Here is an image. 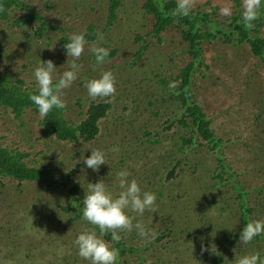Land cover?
<instances>
[{
  "label": "rangeland",
  "instance_id": "obj_1",
  "mask_svg": "<svg viewBox=\"0 0 264 264\" xmlns=\"http://www.w3.org/2000/svg\"><path fill=\"white\" fill-rule=\"evenodd\" d=\"M23 1L45 24L24 21L26 10L20 6L9 9L6 20L0 19V76L21 79L24 86L35 89L32 71L38 59L52 60L62 72L71 57L63 53L60 38L77 31L89 34L91 27L104 39L85 37V50L77 61L82 67L77 80L63 90L66 107L60 113L69 124H77L90 101H103L109 108L98 122L96 137L74 143L45 133L43 119L30 107L15 117L12 108L0 102V145L26 154L21 160L25 165L52 172L50 176L64 190L39 180L18 182L12 175L0 176V264H88L78 256L73 240L83 228L94 226L65 208L76 204L81 210L87 184L97 180L118 192L116 173L121 169L142 190L155 193V211L146 210L137 219L157 236L141 246L135 230L120 233L115 244L119 264H209L208 258L203 259L208 251L223 252L221 261L234 264L246 252L264 254V235L248 245L239 242L243 198L249 208L243 219L264 218V196L255 192L264 190V64L249 44L235 39L202 44L201 59L208 67L196 73L192 92L209 122V133L219 141L211 149L195 129L180 127L171 118L174 101L155 84L157 78L167 87L178 83L177 70L190 57L181 51L174 27L160 33L161 41L145 34L154 21L142 8L145 0H119L110 24L108 0H87L74 7L69 4L73 0ZM192 4V11L211 14L216 9L225 28L230 16L241 18L242 0H192ZM224 7L231 9L230 16L221 14ZM260 15L264 17V10ZM259 30L264 37V19ZM136 34L148 47L133 63V53L143 43L135 42ZM90 46H103L109 53L114 51L113 56L96 64ZM104 70L115 75V93L90 98L83 82ZM148 101L165 113H150ZM181 135L191 139L182 147L184 154L177 150ZM87 148L105 152L106 163L96 171L83 163L90 153ZM221 162L227 169L219 181ZM227 176L230 181L223 183ZM242 186L244 191L239 189ZM104 239L110 241V235Z\"/></svg>",
  "mask_w": 264,
  "mask_h": 264
},
{
  "label": "trees",
  "instance_id": "obj_2",
  "mask_svg": "<svg viewBox=\"0 0 264 264\" xmlns=\"http://www.w3.org/2000/svg\"><path fill=\"white\" fill-rule=\"evenodd\" d=\"M80 3L87 4L88 1L73 0V2H70L69 4L74 7ZM161 5L163 6V10L161 9ZM175 5V0H145L142 5V8L145 9L147 13L151 14L154 19L150 31L145 34H151L156 37L158 41H161L159 37L160 33L167 31L168 26L169 28H171V26L174 27L177 31L176 33L178 37L181 38V51H184L186 55L190 57L184 66L178 68L175 75L178 79V83L175 84V87H167L166 81L162 78H157L155 84L162 91L168 92L170 94V98L174 101V114L171 118L178 125H180V127H187V129L191 132L193 131L192 129H195L193 132H197L201 135V138L206 142L207 147L216 149L219 146V141H214L211 133H209V129L207 127L209 122L199 107L192 92V85L194 83L196 73L198 72L199 74H202L205 70H207L205 68L208 67L201 59L202 44L206 43L212 45L218 40L222 42L225 40L231 42L235 39L236 43L246 41L249 44L251 53H254V55L264 64V37L260 34L259 30L264 17L260 15L256 20L252 21L253 27L248 29L244 27L241 18L237 17V15H232L229 17V21L225 28V25L222 26L223 24L219 21L221 17L216 9H213L211 14L191 10L188 16H172L170 13L175 9ZM16 6H20L26 10L24 13L25 15L22 16L24 21H40L41 25L44 26L45 23L41 21L42 17L40 14L35 12L23 0H0V19L6 20L8 10ZM118 6L119 0H108V24L112 22L114 10ZM50 7V5L46 4V8ZM14 22H16V20ZM139 27L141 28L142 24ZM40 29L42 28L38 25L37 33L40 32ZM89 32V34L88 32L85 33L86 38L91 39L96 36V33L92 31L91 27H89ZM60 40L62 42V48H64L63 46L67 41V37H61ZM141 40H143V43H141L140 47L133 53V63H136V59L139 58L143 51L148 47L143 36L136 34L135 42L137 43ZM62 51L65 53L64 50ZM112 53H114V51L108 54L106 60L113 56ZM0 57H2L1 54ZM91 59L95 62L93 56H91ZM156 75H158V73H156ZM35 89L24 86L21 79H11L8 75L0 76L1 105L11 107L15 117H20V115L23 114V111L29 107L31 110L37 112L36 106L28 98V93L30 91L34 92ZM147 104L152 106L150 113L153 115H157L162 111L159 107L156 108L151 101H148ZM108 108L109 104L104 103L103 101H90L84 112V117L77 124H69L66 119L61 116V110L53 109L48 116L42 120V124H44L43 131L45 133L50 131L55 139L59 141H69L74 143L80 140L90 141L98 134V122L105 116ZM168 127L171 126H167L166 129ZM144 133L147 134L146 132ZM180 140L181 142L178 144L177 150H180L181 154H184L182 152L184 151L182 147L186 142H190L191 139L190 136L181 135ZM25 155L26 154L12 150L7 146L0 145V176L2 174L12 175L18 179V182L21 180H39L47 183L49 187H57L61 192H64L62 188L58 187L59 184L52 179V176H50L52 172L39 170L32 166L25 165L21 161L23 160L22 157H25ZM217 160L220 161L222 158L217 156ZM220 169L221 171H217L216 174L219 181L223 179V174L221 175L220 173L225 172L227 166L221 162ZM216 176L214 177L216 178ZM226 181H230V176H227L223 183ZM223 183L222 185H224ZM239 189L244 191L246 188L242 186ZM76 192L77 183L71 189V193L75 194ZM255 192L257 196H264V190L259 189L255 190ZM240 204V208L242 209L240 219L243 220L242 223H245L246 220L243 218L249 211V208L244 206L246 204V199L243 198ZM68 207L69 208H65V210H71L75 214L74 218H78L80 216L81 210L76 204ZM203 247L208 248V245L203 244ZM206 254L207 255L203 259L208 258L209 264H225V258L221 261V255H224L223 252L208 251ZM203 259L198 256V260L204 261Z\"/></svg>",
  "mask_w": 264,
  "mask_h": 264
},
{
  "label": "clouds",
  "instance_id": "obj_3",
  "mask_svg": "<svg viewBox=\"0 0 264 264\" xmlns=\"http://www.w3.org/2000/svg\"><path fill=\"white\" fill-rule=\"evenodd\" d=\"M192 0H177L172 16H188L192 10ZM241 20L245 28H252V21L256 20L264 10V0H242ZM163 10V6L161 5ZM224 16L231 15V9H220ZM97 40H103V33H96ZM87 41L84 31L73 32L64 44L65 54L71 57L67 67L57 72L52 60L38 59L32 71L36 83L34 92L28 93L29 100L36 106L41 119L53 110L66 107L63 90L69 88L81 70L77 62L85 50ZM45 48V47H44ZM48 48V47H47ZM50 49V48H49ZM96 64L106 62L108 49L103 46H90ZM115 75L111 70H104L96 77L83 82L90 98H106L115 93ZM170 87H175L171 84ZM89 149V148H87ZM90 153L83 157L85 167L96 171L105 164V152L99 148L89 149ZM117 187L115 194L108 189L103 180L87 184V193L82 199L81 215L92 228H83L74 238L73 243L77 254L88 264H119V249L115 246L121 240L120 233H130L135 230L140 238V245L144 246L154 240L157 233L137 217L146 210L155 211L156 195L152 191L142 190L135 178H130L126 169L116 173ZM135 221V222H134ZM110 235V241L104 239ZM264 235V218L248 219L239 233V242L248 245L254 237ZM234 264H264V254L252 250L235 258Z\"/></svg>",
  "mask_w": 264,
  "mask_h": 264
}]
</instances>
